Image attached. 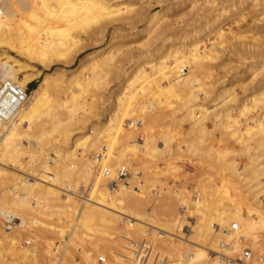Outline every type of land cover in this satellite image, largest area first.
I'll return each mask as SVG.
<instances>
[{
  "label": "bare ground",
  "instance_id": "obj_1",
  "mask_svg": "<svg viewBox=\"0 0 264 264\" xmlns=\"http://www.w3.org/2000/svg\"><path fill=\"white\" fill-rule=\"evenodd\" d=\"M134 1L136 0H0L1 76L26 91L42 71L53 72L56 68L53 73L43 76L39 86L28 93L27 100L0 125V219H4L0 223L6 226L0 231V252L1 249L9 251L16 249L17 241L13 238L15 228L27 231L30 228L42 227L48 232H55L46 222L47 218L56 215L57 224L62 222L70 227L71 221L77 223H74L73 229L70 228L71 231L67 230L66 233L59 231L69 235V243L66 244H71L75 238L78 239L82 235L99 237L105 228L131 239H150L157 247L167 248L180 257L184 256L183 264H222L213 252H219L223 243H232L236 249H239L242 243L254 241L260 236L264 237V199H262L264 165L260 152L252 153L264 151V120L257 122L255 119H250L247 122L254 123L253 127L243 131L239 118L233 117V109L217 108V111L213 109L212 114L205 107L206 105L199 103L200 93L207 99L206 95L210 91L205 81L211 77L212 72L208 71L204 64L218 60V51L226 47V42L230 40L220 21H216L209 31L214 32L220 41L215 39L209 43L210 45H205L203 39L198 40L197 36H192L190 42L180 44L187 50L182 52L179 45L176 47L168 45L166 40L161 47L160 57H157L159 63L149 67L151 63H144L124 75V82L118 89L113 110L103 128L93 138L86 134L69 147L72 135L67 128L72 125L78 111L86 108V97H81L82 94L105 89L108 85L107 78L116 68L111 64L113 57L118 58L121 51L116 50L117 55H114V49L117 47L109 45L104 50L90 54L74 69L64 68L71 65L83 53L86 43L82 41L81 34L88 33V30H92L89 34L94 38L99 35L103 38L110 28H114L115 31L125 27L136 29V24L142 19V15L135 10ZM250 7H256V4H253V1L247 4L246 1L240 0L222 8L217 17L231 18L235 15L246 20V11ZM231 40L238 42V45L239 42L246 45L243 37L234 36ZM12 54H16L19 59ZM149 56L151 55L148 54L147 59ZM32 70L37 72L31 73ZM164 78L170 79L166 86L162 84ZM218 96L224 97L222 100L224 107L237 101L231 88ZM146 97L151 99L148 106L145 105ZM253 99L258 102L257 95L254 94ZM165 100L170 101L163 104ZM174 103L182 104L178 106L181 107L180 110L183 107L188 108L182 120H176L174 113L166 120L165 116L161 117L153 112V114L147 113V110L149 112L170 105L173 109ZM137 109L141 114H135ZM244 110L245 113H249L248 109ZM138 118H145V121L141 122ZM212 118L215 127L226 135V140L233 138L234 142L239 143L237 144L241 146L242 152L250 161V170L246 171L241 167V170L237 171V163L232 159L231 148L226 150L224 147L214 159V162H218L220 170L222 169L218 174L219 184L213 180L205 182L207 188H215L214 192L205 190L206 192L201 194L202 201L196 198L195 202L191 203L181 189L173 191L162 188L161 191L165 194L163 198L166 201L160 199L163 203L159 205L155 202L151 191H144L141 177H138L142 173L132 169L135 156L133 153L154 155L153 159L172 155V145L177 141L178 132L176 128L175 130L163 128L169 123L181 127L182 121L186 120L191 123L192 128L188 134H185L189 135L186 137L189 139L185 140L188 144L184 140L177 144L178 152H183L186 146L189 154L201 156L198 158L203 159L205 151L199 152L198 155L196 151L199 148L197 149L193 143L197 138L204 143L206 137L211 135L205 123ZM126 120L136 126L140 120L138 129L145 131L143 135L146 138L140 140L139 144L132 140L135 134L130 136L129 128L124 129ZM47 125L50 128L48 126L47 129ZM130 126L133 128L132 125ZM55 132L62 134V142L60 140L62 145L53 146V152L50 153L47 152L46 146L51 143V136ZM94 132L96 131L93 130L92 133ZM127 136H130V139L125 141L124 148H121L119 154H114V159H108L109 150L112 148L107 141L113 138L120 144ZM213 148L209 151L212 155ZM95 150L99 152L96 153ZM93 152L96 157L92 159ZM211 153L207 156L210 157ZM99 165L102 167L101 170ZM7 168H11L14 172L8 174L10 171ZM121 171L128 172L126 182L120 179ZM231 174L239 177V179L235 178L241 181L242 185H239V182L235 184L236 179L233 180ZM80 181L83 186L79 184ZM115 183H118L117 187H114ZM87 184L92 197L88 202L81 201L79 197L82 194L81 191L78 192L80 189L86 192ZM227 184L232 187L233 192H231H235V198L237 200L239 198L238 204L240 202L242 204L236 205L237 200L230 199L229 193H224ZM221 185H224L223 190ZM222 192L224 194H221ZM227 199H229L227 202L231 200L234 206L230 203L229 207L227 205L225 208ZM178 205H180V213L182 206L187 207L193 219L192 223L186 221L185 216L179 215ZM157 210H161V216ZM50 220L53 221V218L49 219L52 223ZM189 225L192 228V235L187 239L184 236V229ZM214 225L220 226V229H215ZM258 230L260 232L255 233ZM160 233L163 235L159 236ZM115 241L109 239L98 244L99 252L106 253L112 262L118 260L117 264L147 263L150 254L149 245L143 244L147 254L140 259L135 256L133 261H126L112 253L114 246L119 243ZM119 244L120 247L123 243ZM24 245L25 243L23 245L19 243V254L23 256L27 253L24 251L26 250ZM257 253L263 256L260 252ZM29 259L31 260L32 257ZM63 260L65 258L58 260L57 264H69ZM68 262L73 263L72 260ZM0 263H6L2 254ZM85 264L97 263L88 260Z\"/></svg>",
  "mask_w": 264,
  "mask_h": 264
},
{
  "label": "rangeland",
  "instance_id": "obj_2",
  "mask_svg": "<svg viewBox=\"0 0 264 264\" xmlns=\"http://www.w3.org/2000/svg\"><path fill=\"white\" fill-rule=\"evenodd\" d=\"M237 1L240 0H136L134 1V7L136 8L135 10L140 15H142V19L136 24V29L131 30L129 27H125L118 28V30L115 31L114 28H110L107 34L105 33V36L102 35L103 38L100 35L96 36L97 38L91 36L89 32L92 30H88V33H83L84 36L81 34V39L82 41L84 40V44L86 43V48L84 49L81 56L76 59V61H74L71 65L66 66L64 69H74L82 61H85L90 54H94V52L104 50L109 47V45H114L113 47H117V49H114V55H117L116 50L118 49L121 51V54H119L120 56L118 58L113 57V55H111L114 58L113 63L111 64H113V67L116 68L112 73H110L109 77L107 78L108 85L105 87V89H102L98 92L95 90V93L92 90L90 91L91 93L88 92L86 94H82L81 97H86V108L84 110L78 111V115L76 116L72 125L67 128L71 131L72 135V140L69 147H71L78 138L83 137L86 134L91 135L93 138V136L103 128L107 117L113 110V103L117 97V94L119 93L118 89L120 85L122 84V82H124V75L129 72H132V70H134L136 67L143 65L144 63H151L148 65V67L152 64L159 63L158 58L160 57V53L162 50L161 47L166 40H168V45H172L175 47L179 45L178 47L182 52L187 51L185 48L182 47L183 43L190 42L192 36H197L196 38L198 40L203 39V43H206L205 45H210L209 43H211V41L215 39L217 41H220V39H218V36H215L214 32H209L211 31V26L216 21H220L223 23L221 26L224 32L228 34L227 36H229L228 38H230V40L226 42V47L218 51V60L214 61V63L207 62L204 64V66L206 65L205 67L208 69V71L212 72L211 77L209 79H206L205 81L210 91L208 95H206L208 96L207 99H205L204 95L200 93L199 103L206 105L205 107L208 108L210 110V113L212 112V114L214 113V111H217V108H220V110H223L224 108V110L233 109V117L239 118L240 124H242L243 131H246L248 127H253L254 123L247 122L250 119H255L257 120V122H261L262 120H264V0H244L247 2V4L248 2L252 1L253 4H256V7H250L249 9H247L246 20H244L241 16L235 17V15L231 16V18L224 17L218 19L217 15L219 14L222 8L230 6L232 3H236ZM234 36L238 38L243 37V39L246 41L245 44L248 46L240 42L238 45V42L232 41L231 39H233ZM112 40L114 41L112 42ZM181 43L182 45H180ZM148 54H150L151 56H149L147 59ZM12 56H14L16 59H19L16 54H12ZM33 72H37V70H32L31 73ZM53 72L42 71V74H40L39 77L28 86L29 93H31L35 88L39 86V84L44 78V75L46 76L47 73ZM169 78H167L168 80H166V78L162 80V84H164V86L169 83ZM230 88L233 89L237 101L232 102L228 104V106L226 105V107H224L225 105L222 104V100L224 97L220 98L218 95L221 96V93ZM252 94L257 95L258 102H255V98L254 101ZM147 98L148 97H146V106H148V102H151V99L148 98V101ZM167 101L165 100L163 104L168 103L170 100L168 102ZM174 104L173 109H171L172 106L170 105L165 108H155V110H149V112L147 110V113L151 114L153 112L154 114L161 115V117L165 116V120L171 118V114L173 115L174 113L175 117L177 118L176 120H182L186 116L188 108H184L182 106L184 109L182 108L180 110L181 107L178 108V106H181L182 104ZM242 106H245V108L248 109L249 113H245V108L243 109ZM213 109L215 110L213 111ZM140 112L141 111H138L137 109L135 114H141ZM213 119L214 118L205 123L207 130L211 131V135L206 137L204 143H201V141L198 140L199 138L195 139L193 143L197 149L199 148L196 151L198 155L199 152L203 153L202 151H205L206 156L204 155V157H206V159L204 157L203 159H199L201 156L199 157L197 155L194 156L192 154H189L186 146L183 148V152H178L177 144H180L181 140L185 141L189 139L186 138L189 135L186 136L185 134H188L190 129L192 128L191 123L186 120L182 121L181 127H175L174 125H172V123L167 124L166 127L163 126L164 128L162 127L163 129L171 128V130H175L176 128V131L178 132L176 139L177 141L172 145V155H163V157L160 156L159 158L153 159L154 155H136V153H133L135 156L133 160L132 169L134 168V171H136L137 169L136 172L142 173V175H139L138 177H141V180L144 185V191H151V195L155 199V202L159 203V205L160 203H163V201H166L164 200L165 198H163L165 194L161 191L162 188L163 190L172 189L173 191L181 189L185 193V195H187V198L191 203L195 202V194H198V198L202 201L201 194L205 193L206 191L212 190L214 192L215 188H207L205 186V182L213 180L216 182V184H219L220 177L218 174L220 171H222V169L220 170L218 162L215 161L217 163L216 164L214 162V159H216V157L221 153V151H223L222 149L224 147H226V150H228V148H231L230 150H232V159H234V161H236L235 163H237V171L241 170V167H244L246 171L250 170V161L248 157L242 152V148H240L241 146L238 145L239 143L234 142L235 140L233 138H231L232 140H230V138L229 140H226V135H224L222 131L218 130L215 127ZM143 120L145 121V118L141 119V122ZM138 121L141 124L140 120ZM139 123H137L138 125L136 126L134 125V123L131 124V122L126 120V126L124 127V129L129 128L130 136L135 134L132 140H134L137 144H139V141H142L145 137V135H143L145 131L138 129ZM130 125H132L134 129L131 128ZM48 126L49 125H47L46 127L47 129ZM134 126L137 128H135ZM93 130L96 131L94 132V134L92 133ZM134 130L135 132H133ZM130 136H127L122 139L120 144H118L119 141L117 142L116 139L114 141L113 138L107 141L108 145L113 149L109 150L110 154H108V159L112 160L114 159V154H119L118 152H120L121 148H124V146L126 145L125 141H129L128 138L130 139ZM51 138V143L46 146V148L48 149L47 152L50 153L53 152V146L62 145V143H60V140L62 139V134L58 132L56 134L55 132L53 133ZM185 142H187L188 144V141ZM210 147H214L213 155L211 152H209L211 149ZM208 148L210 149L208 150ZM207 150L208 153H211L210 157L207 156ZM94 152L97 153L99 152V150H95ZM94 152L92 153V159L96 157ZM258 152H260L259 155H261L260 157L262 165H264V151H253L252 153ZM78 153H75V155H78ZM51 157L55 158L54 155H51ZM211 157L213 158V160ZM205 160L207 161L205 162ZM101 168L102 167H100L99 165L100 170ZM7 169L10 171L8 172V174L14 172L13 170H11V168ZM238 173L240 174V172ZM238 173L237 176L239 175ZM234 175L235 174H231L233 180H237H235L236 184L237 182H239V177ZM235 177H237L238 179ZM239 183V185H242L241 181ZM79 184H82L83 186L82 181H80ZM88 184L85 186L87 187L85 188L86 192H84L83 189L78 190V192L81 191L80 193L82 194L81 196V194L79 193V195L81 196L79 197V199L81 201L86 200L88 202L92 199V197L90 196L91 191L89 194ZM225 186L228 192L226 191L224 185H221L222 190L224 187V193H229L230 199L235 198V192L232 193L233 189L230 184H227ZM242 189L243 191H245L243 186ZM157 192H159V194H157ZM224 193L222 192L221 194ZM231 193L233 195H231ZM160 199L163 201H161ZM262 199H264V197ZM227 201H229V199L225 201V208L230 203L231 206H234L232 205L231 200L229 203ZM238 201L239 198L237 200L236 205H240L241 202L238 204ZM33 205H36L35 201L33 202ZM150 207L149 208L152 209V206ZM179 207L180 205H178L177 207L178 213L180 215L181 213L179 211ZM157 213L159 214V216H161L160 214L162 212L161 210H157ZM54 217H52L53 221L50 220L52 221V223L49 222V219L52 218H47L48 221L46 222L51 225L49 226V228L51 227L55 230V232L53 233L46 231L42 227L40 229L30 228L29 230L27 229V231H23V229L20 228H15V230L13 231V238L15 239V241H17L16 249L14 251L1 249L2 251L0 252V255H3L4 261L6 262L5 264H57L58 260L62 258H65L63 262L69 264L70 262L68 261L70 260H72L74 264H85V262L88 260L100 264L98 263V260L100 258H105L107 260L104 264H117L118 260L112 262V259L106 253H104L103 251L99 252L98 244H101L105 242V240L109 239L113 241L116 240V243L118 241L119 243H123L120 247L118 246L119 243H117V245L114 246V248L112 249V253L117 255L118 258H121L122 260L133 261L135 256H138V258L140 259L142 256H144H141V253H143L141 252V249L144 246L143 244H145L147 246L149 245L150 247V254L147 257V263L145 264H183L184 256L180 257L179 255L172 253V251L167 248L157 247L150 239H131L127 236H124L123 234L122 236L121 234L117 235L113 233V231L109 229L106 230L105 228V230L103 229V233L99 237H93V235H89L90 237L88 235H82V238L80 237L81 239L75 238V241H73L71 244H66L69 243V235L60 233L59 231H64L65 233L67 232V230L71 231L73 229L74 223H77L71 221L72 224L70 227H68L62 222L57 224V215ZM1 221H4V219L1 218L0 222ZM2 224L4 225V223ZM2 224L0 223V231H2L4 227H6ZM48 224H46L47 227ZM190 226L191 225H189V227H185L184 229V236L187 239L190 235H192V228ZM258 232H260V230L256 231L255 233ZM161 235H163V233L159 234V236ZM101 238L104 240H102ZM25 240L32 242L31 248L25 247L26 250L24 251H27V253L24 256L26 257H24L22 254H19V243L23 245L25 243ZM121 243L119 245H121ZM129 243L130 245H128ZM253 243L255 245L257 244L255 250L257 252H260V254H263L264 256V239L256 238ZM64 245H70L68 249V246H66L67 252L64 250ZM121 247L124 249H122ZM63 250L66 252V254ZM7 257H9V259H7ZM20 257L22 259H20ZM31 257L32 259L30 260L29 258Z\"/></svg>",
  "mask_w": 264,
  "mask_h": 264
},
{
  "label": "built area",
  "instance_id": "obj_3",
  "mask_svg": "<svg viewBox=\"0 0 264 264\" xmlns=\"http://www.w3.org/2000/svg\"><path fill=\"white\" fill-rule=\"evenodd\" d=\"M1 74L2 66L0 64V125L3 120H6L7 117L13 114L17 107H19L27 100L29 93L28 89L24 91L18 85L12 83L11 80L4 79ZM127 175V171H121V181L126 182L128 178ZM117 186L118 183H115L114 187ZM198 196V194H195L194 198H197V200H199ZM181 215L185 216L188 222L193 221L190 212L188 211L186 206L181 207ZM214 228L220 229V226L214 225ZM259 239H264V237L260 236ZM24 246L31 248L32 242L26 241ZM145 250L146 247H143L141 249V252H143L141 253V256L147 254V251L145 252ZM213 254L217 256L220 261H222V264H264V257L260 256L257 253L253 241L242 243V247H240L239 249H236L232 243H223L222 248H220V251L217 253L213 252ZM98 262L103 264L105 260L103 258H100Z\"/></svg>",
  "mask_w": 264,
  "mask_h": 264
}]
</instances>
